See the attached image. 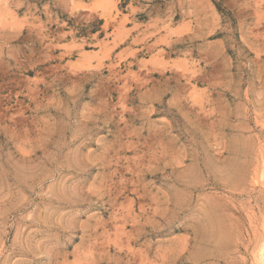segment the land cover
Wrapping results in <instances>:
<instances>
[{
	"label": "rangeland",
	"instance_id": "1",
	"mask_svg": "<svg viewBox=\"0 0 264 264\" xmlns=\"http://www.w3.org/2000/svg\"><path fill=\"white\" fill-rule=\"evenodd\" d=\"M0 264H264V0H0Z\"/></svg>",
	"mask_w": 264,
	"mask_h": 264
}]
</instances>
